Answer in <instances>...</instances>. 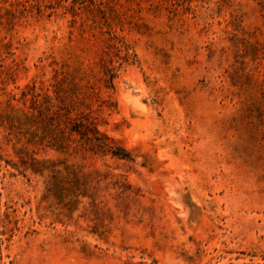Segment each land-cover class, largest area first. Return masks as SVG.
Masks as SVG:
<instances>
[{
  "label": "rangeland",
  "instance_id": "1",
  "mask_svg": "<svg viewBox=\"0 0 264 264\" xmlns=\"http://www.w3.org/2000/svg\"><path fill=\"white\" fill-rule=\"evenodd\" d=\"M0 264H264V0H0Z\"/></svg>",
  "mask_w": 264,
  "mask_h": 264
}]
</instances>
